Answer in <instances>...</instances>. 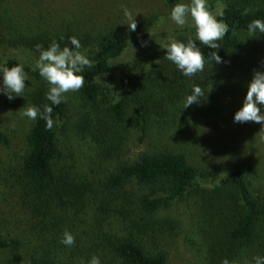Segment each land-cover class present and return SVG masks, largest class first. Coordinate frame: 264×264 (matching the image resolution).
Listing matches in <instances>:
<instances>
[{"label": "trees", "instance_id": "16d2710c", "mask_svg": "<svg viewBox=\"0 0 264 264\" xmlns=\"http://www.w3.org/2000/svg\"><path fill=\"white\" fill-rule=\"evenodd\" d=\"M162 1L170 10L180 3ZM218 11L224 15L217 19L223 20L229 30L217 41L220 48L215 50L197 40L192 21L180 27L168 19L166 29L161 30L158 23L151 26L152 17L137 21L135 31L128 28L98 35L71 32L49 36L48 40H42V35L14 40L12 47L26 50L31 56L9 59L0 66H23L25 74L38 84L30 94V105L39 108L41 114L45 105L52 107L54 126L48 130L40 116L34 120L18 171L14 178L11 176L17 204L27 222L17 233L9 230L0 216V252L9 254L5 264H87L93 256L100 259V264H168L169 253L163 240L174 230L175 221L160 218V214L189 195L198 199L197 231L204 241L206 264H222L225 259L230 264H255L254 257H264V175L256 174L249 163L218 172L214 184L206 188L199 180L202 175L183 149L157 148L132 156L116 154L124 145L122 129L135 132L137 143L142 144L154 132L155 122L177 119L185 126L190 122L199 127L216 125L227 83L247 69L252 57L264 55V33L248 31L252 20L264 21V3L247 8L226 2L212 9L214 15ZM2 29L0 26V32ZM72 36L80 41L81 53L93 62L92 67L79 73L84 77V86L74 93L97 111L81 113V123L87 121V127L90 119L94 123L99 158L110 163L97 181L86 177L76 180L58 170L61 154L57 133L67 123V106L64 100L54 105L47 99L49 85L38 70H33L40 54L37 44L47 49L55 40L61 48L74 50L69 41ZM135 38L139 40L134 44H141L143 39L145 48L137 53L143 51L141 59L131 67L129 58H124L134 46L128 41ZM170 38L184 43L195 41L205 55L203 71L184 76L167 60V50L161 46ZM212 51L217 52L222 63L210 58ZM117 73L123 75L121 81L110 82ZM193 85L200 86L204 96L198 104L184 108ZM120 88H126L121 96L107 99ZM260 107L264 112V106ZM0 145L10 147L2 132ZM85 209L91 211L90 222L78 225ZM65 230L75 237L71 246L61 243Z\"/></svg>", "mask_w": 264, "mask_h": 264}, {"label": "rangeland", "instance_id": "374dc122", "mask_svg": "<svg viewBox=\"0 0 264 264\" xmlns=\"http://www.w3.org/2000/svg\"><path fill=\"white\" fill-rule=\"evenodd\" d=\"M226 2L252 8L263 4L264 0H207V7L212 12V9ZM180 3H190V0H180ZM125 7L135 16L136 22L152 17L151 26L158 23V29L161 30L166 29V21L171 19V10L162 0H0V26L3 28L0 32V65L9 59H27L31 56L28 51L11 46L20 36L32 38L31 36L42 35V40H48L49 36L55 38L71 32L78 35H98L113 30L126 31L129 26L123 11ZM188 21H191L190 17ZM138 40L135 38L128 41L134 46L124 60L129 58L131 67L141 59L143 51L139 55L137 53L145 48L143 39L139 41L141 44H134ZM246 66L243 73L237 74L227 83L220 101L222 111L215 126L199 127L192 122L185 126V122H178L177 119L167 123L155 122L154 132L151 131L142 144L137 143L135 132L129 133L122 129L124 145L116 154L132 156L157 148L183 149L190 163L202 175L199 180L206 188L214 184L218 172L237 167L243 162L249 163L256 174L264 175V130H261L264 125L234 122L235 112L243 106L253 72L264 71V55L252 57ZM26 76V87L21 96L14 95L9 100L6 94L0 93V132L10 142L9 148L0 145V216L9 230L17 233L19 228L22 230L27 219L17 204L18 196L14 195L16 191L12 189V177L18 171L26 135L34 122L23 115V108L30 106V94L38 85L31 76ZM122 78L123 75L117 73L115 80L118 82H110L119 83ZM0 87H3L2 75ZM125 89L120 88L116 94H109L107 99L115 95L121 96ZM64 101L68 116L66 125L57 133L61 154L57 168L76 180L83 181L86 177L97 181L103 177L110 163L99 158L101 152L93 137L94 123L91 119L90 127H87V121L81 123V113L96 114L95 106L86 104L74 92L66 93ZM196 202L198 203V199L189 195L160 214V218L175 221L174 230L163 240L169 253L168 264H206L204 241L197 231L199 212ZM90 212L89 209L83 211L78 225L90 222ZM262 231L264 232V223ZM8 258L9 254L0 252V264H5Z\"/></svg>", "mask_w": 264, "mask_h": 264}, {"label": "clouds", "instance_id": "9594fccd", "mask_svg": "<svg viewBox=\"0 0 264 264\" xmlns=\"http://www.w3.org/2000/svg\"><path fill=\"white\" fill-rule=\"evenodd\" d=\"M123 11L129 29L135 31L137 27L135 16L126 7ZM223 15V11H218L215 15L209 11L207 0L176 3L170 12V18L180 27H184L190 17L196 30L197 40L214 50L220 48L217 41L221 40L229 30L223 20L217 19L218 16L222 17ZM248 31L264 33V21L252 20L248 24ZM69 41L74 46V50L68 46L61 48L55 40L47 49H44L40 44L35 46L40 54L33 70H38L39 75L48 83L47 99L54 105H59L65 99L66 93L79 91L84 86V77L79 73L83 68L93 66V62L81 53L80 41L75 36L69 37ZM161 47L167 50L164 57L173 62L184 76L191 77L203 71L205 55L192 39L184 43L170 38L169 42ZM209 56L215 63L223 62L216 51H212ZM0 75H2L3 84V87H0V93L6 94L9 100L13 99L14 95L21 96L27 80L23 66L19 64L12 67L0 66ZM203 96L202 88L193 85L192 93L186 97L184 108L198 104ZM260 106H264V71H254L247 86L243 106L235 112L234 122H255L264 125V112L261 111ZM52 111V107L45 105L41 114L39 108L30 105L23 108V115L32 120L40 116L46 122V128L51 130L54 126V121L51 118ZM261 130H264V127ZM61 243L71 246L75 243V237L65 230ZM254 261L255 264H264V257H254ZM87 264H100V259L93 256ZM222 264H230V262L225 259ZM245 264L248 262L245 261Z\"/></svg>", "mask_w": 264, "mask_h": 264}]
</instances>
